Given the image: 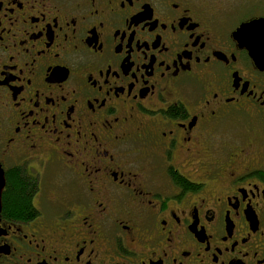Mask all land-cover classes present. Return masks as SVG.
Here are the masks:
<instances>
[{"label": "flooded vegetation", "instance_id": "flooded-vegetation-1", "mask_svg": "<svg viewBox=\"0 0 264 264\" xmlns=\"http://www.w3.org/2000/svg\"><path fill=\"white\" fill-rule=\"evenodd\" d=\"M260 19L264 0H0V264H264V71L234 35Z\"/></svg>", "mask_w": 264, "mask_h": 264}, {"label": "snow or ice", "instance_id": "snow-or-ice-1", "mask_svg": "<svg viewBox=\"0 0 264 264\" xmlns=\"http://www.w3.org/2000/svg\"><path fill=\"white\" fill-rule=\"evenodd\" d=\"M94 2V0H93ZM229 3H233V4H238V5H243V4H246L248 3V0H228ZM175 7H178V5H176ZM103 25L101 24V27ZM131 26L129 25V28ZM173 31H175V27L173 26ZM133 35H135V32L133 31ZM235 35V38L236 40H238L240 42V45L241 46H247L251 49H255V47L257 46V44L260 45V47L262 49H264V25H261L259 28H257L256 26H253V25H245L244 27H241L240 30L236 33H234ZM197 41H199L200 37L197 36L195 38ZM129 47H131V42H129ZM201 47H203V45H201ZM117 49V48H116ZM121 51V48H119V51L116 50V52H120ZM211 58L210 56V53H205V58H204V63H208V60ZM195 59L196 62H200L201 61V56L199 55V53L193 58ZM108 63L110 64L111 61H108ZM139 71V69H133V79H135V73ZM52 76L54 77L55 80H58V81H63L64 79H60L61 76H63V73L62 72H55V73H52ZM9 80L10 79H5L4 78V75H0V81H3V83H0V89H3L5 86H8L9 85ZM30 83V81H29ZM104 83L106 84L107 81L105 80ZM134 86V85H133ZM109 90H111V88H109ZM74 91V90H73ZM101 91L103 92L104 89L101 88ZM125 91V89L122 87V91L123 92ZM127 94L129 96H131V89L128 88L127 90ZM218 99V96L216 97ZM159 99H164V97H160ZM208 99V103L210 104L212 99L211 97L207 98ZM37 107H39V102L37 101ZM262 103H264V101H262ZM107 105V111L108 112H115L116 111V107L114 104H111L109 103V101L107 99L103 100L101 103H100V107L101 108H105V106ZM241 108H244L245 105L241 104L240 105ZM16 107L17 108H20V104L17 103L16 104ZM161 109H163L165 107V105H160ZM176 106L175 104H169L168 105V111L165 113L166 115H171V114H174L176 112ZM93 111H95L93 109ZM142 111H147V108L146 107H142ZM251 112V109H247L244 113H241L240 114V117L242 120H246L247 119V116L250 114ZM151 116L155 117L156 116V111L153 110L151 113H150ZM181 115L183 116H187V112L186 111H181ZM25 117L27 119L28 117V114L26 113L25 114ZM114 119H117L118 120V117H114ZM38 123L40 121H37ZM46 122V121H45ZM25 127L27 126L26 124L24 125ZM20 131V128L17 127ZM16 128V129H17ZM15 129L16 132H19ZM172 130L169 129L167 131V133H165V135L168 136V144L166 146H164L162 149H158V151H163V152H166L167 153V157L169 160H171V157H172V147H175V139L172 137ZM27 135V133H26ZM115 139L119 140L120 137L119 136H116ZM57 141H58V138H57ZM107 152V151H105ZM104 152V153H105ZM103 153V154H104ZM105 155V154H104ZM0 167H2V164H0ZM97 171H99V168L96 169ZM0 191H3V186L0 185ZM92 191H95V189L93 188ZM180 195H182V193L178 194L175 198L176 199H179ZM148 203H150L152 205L153 208H156L158 207V205L156 203H153L151 201V197L149 196V200L147 201ZM102 210L103 211H107L106 207L102 206ZM34 215H39V211H35L33 213ZM74 215V212L72 210H69V209H65L62 213V216L61 218L62 219H67L68 217H71ZM89 228H91V225H89ZM171 235V234H170ZM83 249V248H80L79 251ZM80 253H83L80 252ZM77 260H79V256L76 257ZM87 264H91V259H87Z\"/></svg>", "mask_w": 264, "mask_h": 264}, {"label": "trees", "instance_id": "trees-1", "mask_svg": "<svg viewBox=\"0 0 264 264\" xmlns=\"http://www.w3.org/2000/svg\"><path fill=\"white\" fill-rule=\"evenodd\" d=\"M10 191L6 196L7 210L18 217L27 216L31 210L32 187L22 176L16 175L10 180Z\"/></svg>", "mask_w": 264, "mask_h": 264}, {"label": "water", "instance_id": "water-1", "mask_svg": "<svg viewBox=\"0 0 264 264\" xmlns=\"http://www.w3.org/2000/svg\"><path fill=\"white\" fill-rule=\"evenodd\" d=\"M245 25H253V26H256L257 28H259L261 25H264V19H260V20L253 21V22L248 23V24H244V25H242V27H244ZM246 49L248 50L251 58L253 59V61L256 64V66L260 70L264 71V49H262L259 44L255 47V49H251L247 46H246ZM0 185L4 186L3 175H0ZM0 197H1V191H0Z\"/></svg>", "mask_w": 264, "mask_h": 264}]
</instances>
